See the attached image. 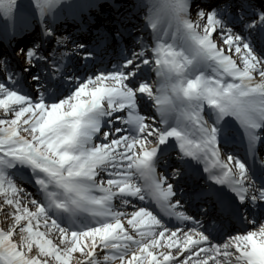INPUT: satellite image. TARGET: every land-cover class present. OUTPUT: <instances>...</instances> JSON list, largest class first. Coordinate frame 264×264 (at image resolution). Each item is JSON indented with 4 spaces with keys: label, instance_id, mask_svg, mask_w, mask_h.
Returning <instances> with one entry per match:
<instances>
[{
    "label": "snow or ice",
    "instance_id": "snow-or-ice-1",
    "mask_svg": "<svg viewBox=\"0 0 264 264\" xmlns=\"http://www.w3.org/2000/svg\"><path fill=\"white\" fill-rule=\"evenodd\" d=\"M31 2L26 66L0 59V264H264V224L224 232L264 219V0H158L146 23L134 0H108L75 38L59 34L60 0ZM26 14L0 0L13 36ZM233 129L244 159L225 151Z\"/></svg>",
    "mask_w": 264,
    "mask_h": 264
},
{
    "label": "bare ground",
    "instance_id": "bare-ground-1",
    "mask_svg": "<svg viewBox=\"0 0 264 264\" xmlns=\"http://www.w3.org/2000/svg\"><path fill=\"white\" fill-rule=\"evenodd\" d=\"M3 211H4V208H0V216H1V214H2ZM11 219H12V217L9 220H7V221H3V219L0 218V229H5L6 230V225L9 224V222L11 221ZM124 223H125V221H124ZM40 231H45L43 225L40 226ZM16 237H19V233L18 232H14L12 238L15 239ZM47 238L52 239L53 242L55 243L56 242V233L54 231H50ZM32 242L35 243V240L33 239ZM72 255L74 256L73 258L76 260V257L79 256L80 254L79 253H73ZM69 264H72V263H69Z\"/></svg>",
    "mask_w": 264,
    "mask_h": 264
},
{
    "label": "rangeland",
    "instance_id": "rangeland-1",
    "mask_svg": "<svg viewBox=\"0 0 264 264\" xmlns=\"http://www.w3.org/2000/svg\"><path fill=\"white\" fill-rule=\"evenodd\" d=\"M1 19H2V17H0V22H1ZM0 203L3 204V198L2 197H0ZM7 207H8L7 205H4L3 206V208H7ZM9 211H11V209H9ZM0 218L3 219V221H7V220H9L11 218V215H9L8 212L3 211L2 214H1V216H0ZM6 227H7V225H6ZM14 240H17L18 241L19 240V237H16ZM25 251L28 252L29 250L27 248H25ZM36 252H38V249H37V247L35 245H33L32 250H31V252H29V254L30 255L31 254H35ZM40 258L42 259L43 257H40ZM75 261L76 260L72 257L70 259L69 263L75 264Z\"/></svg>",
    "mask_w": 264,
    "mask_h": 264
}]
</instances>
